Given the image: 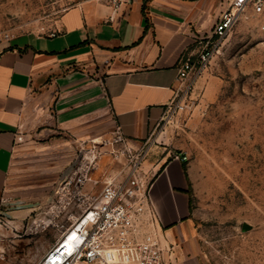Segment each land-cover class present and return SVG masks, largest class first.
I'll use <instances>...</instances> for the list:
<instances>
[{
    "label": "crops",
    "instance_id": "obj_1",
    "mask_svg": "<svg viewBox=\"0 0 264 264\" xmlns=\"http://www.w3.org/2000/svg\"><path fill=\"white\" fill-rule=\"evenodd\" d=\"M227 7L228 0H85L63 13L54 34L0 42V207L12 197L29 210L40 207L48 190L43 173L63 171L74 160L73 154L53 162L41 156L17 169L24 133L89 141L113 130L135 150L146 145L150 155V138L163 143L164 130H157L179 86L181 56ZM177 156L167 160L162 152L147 161L150 194L172 264H201L190 244L193 174ZM59 235L57 227L55 243Z\"/></svg>",
    "mask_w": 264,
    "mask_h": 264
},
{
    "label": "rangeland",
    "instance_id": "obj_2",
    "mask_svg": "<svg viewBox=\"0 0 264 264\" xmlns=\"http://www.w3.org/2000/svg\"><path fill=\"white\" fill-rule=\"evenodd\" d=\"M83 1L0 0V42L23 33L54 34L63 13ZM186 105L160 125L163 143L150 138V155L146 145L135 150L113 130L89 141L47 130L24 133L17 169L38 163L41 156L53 162L73 154L74 160L63 171L43 173L48 190L40 207L29 210L13 197L0 207V264L44 259L63 216L60 204L52 207L60 198L58 188L85 157L93 161L86 190L94 191L114 179H128L138 158L141 174L151 183L146 163L162 152L167 160L188 156L193 174L190 244L201 264H264V14L253 8L240 13L207 68L193 75ZM14 210L20 212L8 214Z\"/></svg>",
    "mask_w": 264,
    "mask_h": 264
},
{
    "label": "built area",
    "instance_id": "obj_3",
    "mask_svg": "<svg viewBox=\"0 0 264 264\" xmlns=\"http://www.w3.org/2000/svg\"><path fill=\"white\" fill-rule=\"evenodd\" d=\"M249 8L264 14V0H228L212 31L181 56L179 86L165 117L187 106L193 75L207 68L240 13ZM177 158L188 161L186 155ZM138 159L128 179H114L98 193L86 190L93 164L89 157L68 172L57 191L60 198L52 206L60 204L63 213L57 225L60 235L39 264H172V249Z\"/></svg>",
    "mask_w": 264,
    "mask_h": 264
}]
</instances>
